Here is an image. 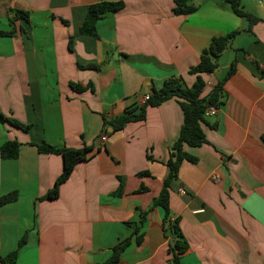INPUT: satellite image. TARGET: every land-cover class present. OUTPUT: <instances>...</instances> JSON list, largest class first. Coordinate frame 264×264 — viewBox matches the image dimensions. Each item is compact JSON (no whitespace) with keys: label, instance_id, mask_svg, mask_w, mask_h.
<instances>
[{"label":"crops","instance_id":"0c3cea01","mask_svg":"<svg viewBox=\"0 0 264 264\" xmlns=\"http://www.w3.org/2000/svg\"><path fill=\"white\" fill-rule=\"evenodd\" d=\"M101 2L123 8L97 21V37L81 34L89 7ZM190 3L193 14L176 15L173 0H0V145L20 143L17 158L0 155V196L18 193L0 205L1 257L26 234L14 264H101L147 210L141 242L132 238L116 264H170L164 210L151 206L183 121L178 99L148 106L145 119L121 130L103 120L142 105L167 78L191 86L188 70L210 40L237 32L218 68L201 74L205 95L235 61L223 103L201 122L206 142L184 145L197 160L182 161L169 208L188 243L179 264H264V0H241L258 19L250 32L223 0ZM90 63L99 68L83 67ZM71 82L91 87L78 92ZM43 142L91 149L58 197L40 200L63 168L61 155L37 150Z\"/></svg>","mask_w":264,"mask_h":264},{"label":"trees","instance_id":"16d2710c","mask_svg":"<svg viewBox=\"0 0 264 264\" xmlns=\"http://www.w3.org/2000/svg\"><path fill=\"white\" fill-rule=\"evenodd\" d=\"M228 5L229 9L239 18H243L247 21L248 26L246 31L250 32L251 27L258 21L257 18L250 14H247L241 10V0H223ZM175 4L174 13L176 15H190L196 11V8L190 3V0H173ZM123 8L122 2L108 3L101 2L89 7L82 26L80 28L81 34H87L97 37L96 23L106 13H116ZM17 18L27 20V13L22 11H15ZM237 34L232 32L226 35L215 36L210 40L209 45L201 52L200 60L196 66L189 68L188 73L195 75V80L191 86H187L181 76H175L167 78L162 82V86L159 89L153 90L149 99L140 106L126 108L124 112L110 120L104 119L103 125L110 126L113 130H121L128 122L140 121L145 119L146 108L148 106H157L163 101L176 97L183 112V121L180 127L179 135L176 141L171 145L169 158L165 165L167 167V175L163 179L162 187L159 194L154 198L152 206H161L164 210V224L165 230L170 233L172 241L169 243V253L171 258L170 264H179V259L188 249V243L185 240L181 229L179 227V216H172V212L169 208V189L172 181L177 179L180 165L183 160L195 163L196 157L190 155L184 150V145L200 146L206 142L205 134L201 127V122L204 120V112L209 106L219 107L223 103L225 96L224 83L229 76L234 72L235 61L233 60L225 72L223 77L219 79L207 94L202 95L203 89L206 85L205 80L202 78V73H212L218 66V58L227 47L230 39ZM83 67L98 69L99 65L96 63H90ZM264 74V70H262ZM70 86L76 91L80 92L91 85H81L78 83H70ZM0 117H3L0 113ZM11 122L17 126L27 129L30 127L28 124L23 125L17 121L11 120ZM106 132V130L104 129ZM37 150L44 154H57L61 155L63 159V168L61 174L56 178L52 188H50L43 196L42 199H54L58 197L59 188L63 182H65L76 163L85 161L87 159L90 147L83 146L81 148L71 147H56L46 142L36 145ZM20 143L17 140H8L0 145V155L2 158H17L19 155ZM138 175H148L147 171L139 172ZM123 178H120V183L117 190L113 193L116 195L122 194ZM145 188L141 187L138 192L144 191ZM18 197L17 191H12L0 196V205L15 201ZM146 211L139 212V219L137 222H128V225H132L133 232L131 236L120 240L112 247L111 256L101 264H116L119 261L121 252L131 243L132 238L135 244L141 242V234L139 230L144 223ZM26 240V234L18 242V246L15 250L11 251L5 256H0L1 264H14L18 250Z\"/></svg>","mask_w":264,"mask_h":264},{"label":"built area","instance_id":"2783aa9c","mask_svg":"<svg viewBox=\"0 0 264 264\" xmlns=\"http://www.w3.org/2000/svg\"><path fill=\"white\" fill-rule=\"evenodd\" d=\"M3 1H8V0H3ZM261 68L264 70V60L261 62ZM150 97V94H144L142 96V102L145 103ZM217 107L215 106H209L208 108H206L205 112H204V116H209V115H214L216 112H217ZM106 137H107V134L104 133L100 136L99 138V142H100V145H103L104 142L106 141Z\"/></svg>","mask_w":264,"mask_h":264},{"label":"rangeland","instance_id":"374dc122","mask_svg":"<svg viewBox=\"0 0 264 264\" xmlns=\"http://www.w3.org/2000/svg\"><path fill=\"white\" fill-rule=\"evenodd\" d=\"M221 61H223V59H222ZM221 73H222V71L218 72L217 74H218V75H222Z\"/></svg>","mask_w":264,"mask_h":264},{"label":"water","instance_id":"95a60500","mask_svg":"<svg viewBox=\"0 0 264 264\" xmlns=\"http://www.w3.org/2000/svg\"><path fill=\"white\" fill-rule=\"evenodd\" d=\"M112 128H110V130H111Z\"/></svg>","mask_w":264,"mask_h":264}]
</instances>
